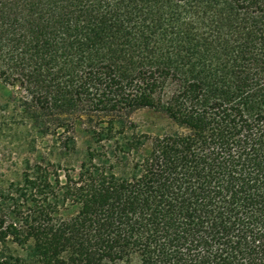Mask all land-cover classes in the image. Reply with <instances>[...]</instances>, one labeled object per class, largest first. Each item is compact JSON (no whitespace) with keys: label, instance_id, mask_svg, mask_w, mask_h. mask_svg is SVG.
I'll return each instance as SVG.
<instances>
[{"label":"trees","instance_id":"obj_1","mask_svg":"<svg viewBox=\"0 0 264 264\" xmlns=\"http://www.w3.org/2000/svg\"><path fill=\"white\" fill-rule=\"evenodd\" d=\"M0 83V264H264V0H0Z\"/></svg>","mask_w":264,"mask_h":264},{"label":"rangeland","instance_id":"obj_2","mask_svg":"<svg viewBox=\"0 0 264 264\" xmlns=\"http://www.w3.org/2000/svg\"><path fill=\"white\" fill-rule=\"evenodd\" d=\"M20 97L18 88L0 83V189L6 188L10 182L18 181L26 163L34 162L37 155L58 159L52 137L39 138L30 125L23 121L18 107ZM134 119L141 124L144 116L137 114ZM76 136L82 155L84 138L80 132ZM81 155L73 158L74 165L79 164Z\"/></svg>","mask_w":264,"mask_h":264}]
</instances>
